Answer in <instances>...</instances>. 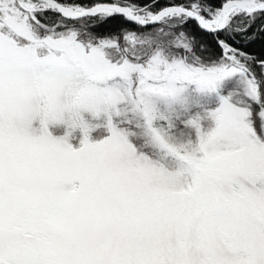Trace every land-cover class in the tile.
<instances>
[{"label": "snow or ice", "instance_id": "snow-or-ice-1", "mask_svg": "<svg viewBox=\"0 0 264 264\" xmlns=\"http://www.w3.org/2000/svg\"><path fill=\"white\" fill-rule=\"evenodd\" d=\"M0 264H264V0H0Z\"/></svg>", "mask_w": 264, "mask_h": 264}]
</instances>
